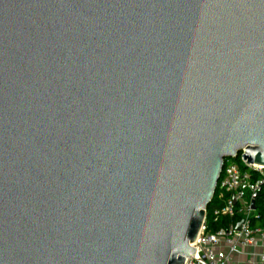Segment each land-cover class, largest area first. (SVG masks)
Here are the masks:
<instances>
[{"label": "water", "instance_id": "1", "mask_svg": "<svg viewBox=\"0 0 264 264\" xmlns=\"http://www.w3.org/2000/svg\"><path fill=\"white\" fill-rule=\"evenodd\" d=\"M239 155L264 0H0V264H185Z\"/></svg>", "mask_w": 264, "mask_h": 264}, {"label": "built area", "instance_id": "2", "mask_svg": "<svg viewBox=\"0 0 264 264\" xmlns=\"http://www.w3.org/2000/svg\"><path fill=\"white\" fill-rule=\"evenodd\" d=\"M225 160L218 182L221 193L230 195L225 206L213 212L214 222L221 217L240 216L237 225L212 232L207 224V212L201 232L192 245L197 249L185 264H264V228L254 227L257 208H252L255 196L264 193V168ZM243 167V168H242ZM264 204V202H263ZM240 227V228H238Z\"/></svg>", "mask_w": 264, "mask_h": 264}, {"label": "trees", "instance_id": "3", "mask_svg": "<svg viewBox=\"0 0 264 264\" xmlns=\"http://www.w3.org/2000/svg\"><path fill=\"white\" fill-rule=\"evenodd\" d=\"M235 161L238 163H241V155H239L238 159H236ZM229 198H230V195L221 193L219 188H217L216 194L209 208L207 209V224L209 226V229L212 232H217L222 229H227L231 225H237V223L240 221L241 217L236 216L234 218L221 217L216 222H214V218H213L214 210L223 208ZM263 202H264V193H261L255 199V206L257 208L258 217L257 219L254 218L252 220V225L254 227L264 228V204Z\"/></svg>", "mask_w": 264, "mask_h": 264}]
</instances>
